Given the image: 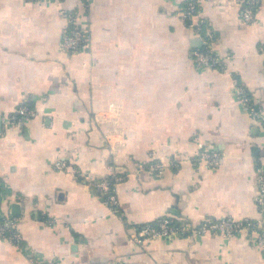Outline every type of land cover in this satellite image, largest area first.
Listing matches in <instances>:
<instances>
[{
  "label": "crops",
  "instance_id": "crops-1",
  "mask_svg": "<svg viewBox=\"0 0 264 264\" xmlns=\"http://www.w3.org/2000/svg\"><path fill=\"white\" fill-rule=\"evenodd\" d=\"M184 1L0 0V214L22 235L20 247L0 238V264H264L244 233L130 241L162 216L264 224V128L234 91L238 79L264 111V0L251 21L242 0H196L202 33ZM68 14L87 49H61ZM205 45L223 69L195 64ZM24 102L33 116L2 120ZM202 149L219 153L217 166L194 159ZM58 160L91 177L113 165L117 209Z\"/></svg>",
  "mask_w": 264,
  "mask_h": 264
},
{
  "label": "built area",
  "instance_id": "built-area-1",
  "mask_svg": "<svg viewBox=\"0 0 264 264\" xmlns=\"http://www.w3.org/2000/svg\"><path fill=\"white\" fill-rule=\"evenodd\" d=\"M60 1V0H56ZM84 2L87 0H83ZM260 0H242V16L245 21H251L253 11ZM182 16L188 24L198 33H202V20L198 17L196 9V0H185L182 9ZM68 29L62 35L60 47L66 52H77L79 49L88 48L90 45V36L86 29L75 24L73 14H68ZM212 35H205V39L209 41ZM264 53V51H263ZM194 62L197 66L215 67L223 69L224 66L220 58L213 54L211 48L207 45L196 48L192 51ZM234 91L236 98L240 104L248 111L250 117L259 122L264 128V111L252 100L248 95L244 85L238 79L234 82ZM35 114L32 107L24 102L11 111L2 116L5 122L16 123ZM196 160H202L209 167L218 165L220 155L213 150L202 149L197 152L194 157ZM153 170L161 171L163 164L161 162H152L149 164ZM54 167L58 170L73 172L82 180H92L94 187L97 189L99 196L110 207L115 210L118 206V200L115 192L116 184L123 179V175L114 170V166L110 165V172L100 177H91L65 160H58L54 163ZM255 175L257 182V193L254 197L256 206L260 212H264V167L257 163L255 167ZM15 221L8 216L0 214V238L7 240L16 247H20L22 243V235L16 229ZM211 233L230 238L238 233H244L254 238L256 245L264 254V224L261 218L257 219H241L236 220L230 216L221 218H207L197 224L189 221H176L170 216H162L154 221L147 222L139 226L130 234V241L140 244L151 238L174 236L177 234L185 236H196L200 234ZM120 264V263H115Z\"/></svg>",
  "mask_w": 264,
  "mask_h": 264
}]
</instances>
